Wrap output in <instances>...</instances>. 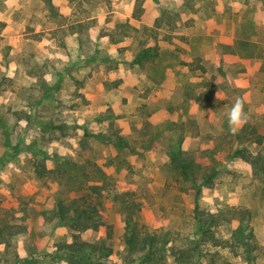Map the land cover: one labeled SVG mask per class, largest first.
<instances>
[{
    "label": "rangeland",
    "instance_id": "374dc122",
    "mask_svg": "<svg viewBox=\"0 0 264 264\" xmlns=\"http://www.w3.org/2000/svg\"><path fill=\"white\" fill-rule=\"evenodd\" d=\"M80 1L0 0V229L24 228L0 244V264H70L62 248L78 232L53 210L84 197L76 189L92 180L106 187L100 212L112 225L111 238L105 229L79 233L112 250L93 264H135L116 192L134 194L150 231H169L178 244L196 239L195 191L213 169L199 207L249 209L264 250V180L231 157L250 126L263 142L248 148L264 151V0ZM149 47L158 53L136 63ZM237 97L249 119L233 133L227 113ZM113 129L126 147L108 140ZM178 150L194 160L195 186L175 175ZM42 159L50 174L39 179ZM66 160L95 163L105 184L94 170L80 183L78 169L60 170ZM237 226L224 223L216 235L227 239ZM200 250L202 264L211 254L219 264H264V253L249 263L227 249Z\"/></svg>",
    "mask_w": 264,
    "mask_h": 264
},
{
    "label": "trees",
    "instance_id": "16d2710c",
    "mask_svg": "<svg viewBox=\"0 0 264 264\" xmlns=\"http://www.w3.org/2000/svg\"><path fill=\"white\" fill-rule=\"evenodd\" d=\"M46 2L49 7L51 6L53 8L52 0H46ZM69 2L77 7L81 1L69 0ZM136 10H138L140 15L141 6L139 4L135 6V11ZM164 15L165 14L163 13L162 16L157 19V22H159ZM76 25L81 27L82 22H78ZM80 31L81 30L78 29V32ZM157 53L158 49L156 47L144 48L135 58V62L141 63L142 60H146ZM53 89L56 88L53 87L48 90ZM236 137L239 145L234 150L231 157L239 158L247 163L253 172V176L264 180V151L261 149L254 152L247 146L251 144H255L258 147L261 146L263 136L258 133L257 128L250 126L240 130ZM108 140H111L116 145L122 147L127 146L125 138L119 135L116 129L111 130ZM172 161L176 162L174 167L176 176L178 175V177L184 182L190 183V185L192 184L195 186L198 183L199 177L195 172V164L192 158L187 159V157L182 156V153L178 150V155L176 158H173ZM70 163L71 162L68 160L64 161L60 170L69 172L70 169H78L79 177L74 176L83 179L80 183H87L88 180L86 179L90 177V174H92L91 171L94 170L93 175L97 177L98 182L102 181L103 184H105L107 174L95 163L90 160H87L86 165ZM34 171L39 179L50 174L48 173L50 171L48 170L44 159L34 163ZM216 174L217 171L213 169L209 174L203 176L202 186L206 185V183L209 185ZM92 181L93 184H88L84 187L81 184L76 189L79 191H86L87 193L84 197L77 199L72 198L68 202L62 201L58 203V206L53 210L55 219L59 224L69 227L76 233L78 232L77 234H73V240L71 243L66 244L62 248V250L67 253L66 259L69 260L70 264H93L91 259L92 256L105 257L109 256L112 252L111 248L106 247L103 241L100 243H89L83 241L79 235L80 232L87 230L97 232L105 229L107 230V237H112V225L103 221L100 212L101 199L106 187L94 183L97 181ZM202 186H198V188L195 187L197 190L195 191L196 206L194 209V218L196 221L198 237L191 241L182 240L180 244L173 239L171 232L150 231L149 228L142 223L140 217L141 203L134 198L133 193H115L113 200L120 205L124 216L122 242L130 256L133 257V263L202 264L200 259L202 254V250H200L201 245H209L216 249H227L232 254L242 257L244 261L249 263H253L260 257V254L264 253L263 248L259 247L257 240L248 225L251 219V211L247 208L236 207L230 209L226 208L218 215L205 212L198 205V196ZM233 220L238 221V226L233 230L232 235L223 240L217 237V229L224 223H230ZM23 231V227L0 229V244H8L11 238L21 234ZM219 252L220 251H216L215 254L219 255ZM210 258L208 264H219L216 260V255L211 254Z\"/></svg>",
    "mask_w": 264,
    "mask_h": 264
},
{
    "label": "clouds",
    "instance_id": "9594fccd",
    "mask_svg": "<svg viewBox=\"0 0 264 264\" xmlns=\"http://www.w3.org/2000/svg\"><path fill=\"white\" fill-rule=\"evenodd\" d=\"M248 119V114L244 109V101L242 98L237 97L227 113V121L230 130L235 133L240 127L248 122Z\"/></svg>",
    "mask_w": 264,
    "mask_h": 264
}]
</instances>
